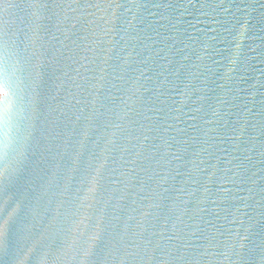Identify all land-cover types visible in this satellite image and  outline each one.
<instances>
[{
  "label": "water",
  "instance_id": "1",
  "mask_svg": "<svg viewBox=\"0 0 264 264\" xmlns=\"http://www.w3.org/2000/svg\"><path fill=\"white\" fill-rule=\"evenodd\" d=\"M0 264H264V0H0Z\"/></svg>",
  "mask_w": 264,
  "mask_h": 264
},
{
  "label": "snow or ice",
  "instance_id": "2",
  "mask_svg": "<svg viewBox=\"0 0 264 264\" xmlns=\"http://www.w3.org/2000/svg\"><path fill=\"white\" fill-rule=\"evenodd\" d=\"M0 93H4L5 95L7 94L2 87H0Z\"/></svg>",
  "mask_w": 264,
  "mask_h": 264
}]
</instances>
